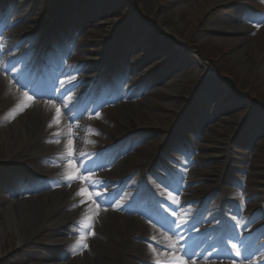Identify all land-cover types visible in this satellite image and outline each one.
Wrapping results in <instances>:
<instances>
[{
    "label": "rangeland",
    "instance_id": "374dc122",
    "mask_svg": "<svg viewBox=\"0 0 264 264\" xmlns=\"http://www.w3.org/2000/svg\"><path fill=\"white\" fill-rule=\"evenodd\" d=\"M12 1L15 6L22 4V7L18 15H11L5 21H0V28L4 30L0 33V41L3 33H13V27L11 30L3 28L7 22L21 17L25 19L21 38L8 47V59L16 68L19 67V62L26 66L37 60L44 51L46 39H49L51 44L48 53L46 51V60L51 56L50 53L54 54V62L56 58L59 62L62 57L60 63L63 69L59 73L58 84L60 93H66L70 86L79 82L78 74L93 76L97 81L106 78L109 83V89L106 92L102 89V93L98 94L96 107L89 109L85 116L92 132L84 141L87 157L83 162L88 167H97L101 163L97 159L98 153L108 150L109 146V150L115 146L124 150L117 158L130 155L134 150L128 153L129 142L121 144L128 136L141 141L136 147L146 146L145 152L135 158L150 170L151 179L140 177V182L130 188L127 194L125 192L123 198L114 200L107 194L101 196L106 202L109 201L108 206L113 202H132L137 206L146 203L148 211L157 221H167L174 214L171 206L177 203V195H181L171 192L173 185L178 182L176 170L180 168L182 171H194L197 179L194 185L197 189L188 196L184 208L182 207V229L206 214L205 208L213 202L215 190L220 189L221 195L216 196L211 210L213 213L206 214L204 222L192 228L193 230L169 234L172 240L179 239L177 251L181 257L184 250L192 251L193 244L198 241L197 233L202 235L207 230L216 228L214 239H218L220 247L226 252L224 254L229 255V258L211 259V264H246L241 256L253 249L261 252L258 264H264V23L257 26V21H264V0H216L213 3L208 0H70L72 8L61 5L58 0L57 8L50 16L43 14V8L46 3L51 5L52 0ZM194 5L195 10H192L190 7ZM3 6L11 8L12 5L11 2H6ZM95 6L104 11L105 15L90 22V16L95 14ZM236 24L246 28L231 33L232 25ZM53 37L56 38L52 39ZM133 38L137 40L136 46H139L137 58L143 60H139L138 66L131 71L127 59L134 52ZM229 39L237 42L232 44ZM244 47V55L237 59L235 51ZM102 49L107 50V53L102 54ZM109 49H114V55ZM69 51L72 52L71 57L60 56ZM16 58H20L18 62L15 61ZM89 58L99 59L100 72H81L83 63ZM79 59L85 61L80 62ZM110 67L114 69L115 77L112 81L105 77V71ZM174 67L175 76L172 73L167 77H159L158 74L163 69ZM45 68L47 70L50 67ZM122 73L128 74L133 82L124 86L125 91L127 85L148 84L150 97L146 110L150 116L136 110L118 111V102L105 101L119 91ZM25 76L24 72L23 77ZM70 77H74L71 84L67 83ZM171 79L176 80L174 85H170ZM5 80L3 76L1 90ZM61 81L65 83L61 84ZM49 83L50 87H46V90L57 87L51 78ZM39 85L43 86V83L40 82ZM204 90L209 91L206 95L210 98L209 103L204 99ZM25 92L31 95L23 90ZM23 99L18 86L2 95L0 127L15 121L17 111H21ZM211 105L222 109L218 117L213 119L206 116ZM100 106H104L103 109H98ZM230 106L232 108L228 112ZM28 108L29 106L23 108L22 112ZM106 111L109 114H104ZM97 112L99 118L96 117ZM231 114L239 122L234 131L220 122ZM185 125L200 131V137L197 139ZM175 137L180 141H176ZM187 140L192 146L195 145L194 142L204 145L201 150H196L190 164L185 163V156L179 148L187 145ZM236 143L239 148H236ZM208 146H212V150H207ZM231 147L237 150L228 152L227 149ZM29 150L34 151L35 147L31 146ZM31 155L32 153L26 158L0 164V209L8 201L12 204L27 201L29 196L25 197L23 192L31 185L41 186L35 198L42 195L47 200L49 193L55 191L56 188L52 187L55 165H47L36 173L32 167L34 159ZM132 168L133 164H129L128 169ZM83 174L84 170L81 169L80 175ZM146 181L148 184H145ZM143 189L145 195H141ZM252 202L254 206L250 207ZM221 206H224V216L227 219L223 228L220 227L219 220ZM35 208L39 206L36 204ZM124 214L149 227L155 225L151 217L141 213ZM212 214L215 216L211 217ZM157 228L161 230L160 227ZM82 233L85 242L89 236L87 224L85 220L79 219L68 226L46 227L42 230L34 221L21 226L20 235L12 228L6 237L0 264H49L46 256L54 253L64 258L61 263H68L73 259L77 264L79 258L76 246L55 248L51 240L55 234H62L73 245H78ZM19 237L24 239L21 244L18 243ZM233 243L237 245L241 255L234 254L231 249ZM113 252L105 250L108 256L117 258L118 256L113 255L118 254ZM89 253L94 264H101L91 250ZM130 255L141 264L137 260L140 259L137 254ZM192 256L190 254L186 259L193 258ZM109 261L105 260L102 264H122L120 260ZM198 261L200 260L193 258L185 263L196 264ZM148 263L150 264L149 261Z\"/></svg>",
    "mask_w": 264,
    "mask_h": 264
},
{
    "label": "bare ground",
    "instance_id": "6f19581e",
    "mask_svg": "<svg viewBox=\"0 0 264 264\" xmlns=\"http://www.w3.org/2000/svg\"><path fill=\"white\" fill-rule=\"evenodd\" d=\"M215 1L216 0H208L210 3ZM194 3L195 2H193V4ZM190 8L195 10V5ZM104 15L105 12L98 10L97 6H95V14L94 16H90V22H93L97 17L99 18L100 16L102 17ZM9 17L10 14L8 13H4L2 15V19ZM24 20V18H18L14 22L9 21V27L14 28V33L8 34L5 37L8 39L12 38V43L18 42L22 36V24ZM232 26L233 27H231L230 30L231 33L234 31H242L246 28L244 25L236 24ZM0 32L3 31L0 29ZM49 32H52V29H49ZM229 40L232 44L237 42V40L234 42L233 39ZM239 41L240 40H238V42ZM239 43H241V41ZM136 44L137 40L133 38L134 52L130 59H127V63L129 64V67H131V71H133L134 68L138 66L139 60H143L137 58V50L139 49V46H136ZM8 47V45L4 47L7 52ZM6 51L0 53V85L3 75L6 78L3 89H0V99L7 90L18 86L20 94H23V90L29 91L31 96H33V100L30 102L29 108L24 112L17 111L15 121L0 127V164L9 160L12 161L15 159L20 160L26 158L32 153L31 157L34 159L32 167L35 169L36 173H39L40 169L46 167L47 165H55V176L52 178L54 184H52V187H55L56 189L55 191L50 192L48 199L45 200L44 196L42 195L35 198V194L39 191L41 186L31 185L23 193L24 196H29L27 201H16L14 204H12L11 201H8L1 207L0 256L3 254L2 250L6 243L8 232L11 231L12 228L13 230L17 231V234L20 235V227L29 225L34 221L37 222L38 228L42 230L46 227L57 228L65 225L68 226L73 221L79 219L85 220L88 233H94L89 234V236L86 238V241L84 242L87 244L88 248L79 246V244L73 245L71 240L62 234H55L51 240V244L55 248L76 246V255L79 257L77 264H94L93 259L90 257V250L94 253V256L98 258V261L101 262V264L105 260H110L109 262H117L116 260H120L122 264H138L135 259L130 257V254H137L140 258L137 260H140L141 264H149L148 261L150 264H155L157 258H159L161 261H167L169 259L167 255H161L159 257L154 256L149 249V244L156 248L157 252H165V245L168 242L166 238H169L170 233L180 234L181 231L192 228L194 229V227H197L200 223L207 219L206 214L209 215L213 213L211 210H213L214 200L216 199L217 195H221V190H215L213 202L209 204L208 207H206L207 210L205 208L206 214L200 219L196 220L194 223L187 226L186 229H182L180 227V223L184 217L181 215V213L183 210L182 207L184 208L188 196H190L192 192L196 191L197 189L196 185H194L195 181L197 180L196 172L194 171H182L180 168L176 170L175 176L178 182L173 185L171 192L173 191L181 195H177V203H174V205L171 206L174 212L172 217L168 218V220L165 222L158 221L160 223L153 219L154 224L157 227H160L161 230H159V228H157L155 225L149 227L138 219L124 214L138 212L144 215H149L146 203L137 206L133 205L132 202L131 204L113 202L110 204V206H108L109 201L106 202L100 196L96 198V203L89 201L86 204H80V197H75L74 195L75 192L81 187L80 182L76 181L72 183L71 187L62 182L64 180L66 161L61 157L65 153V145L69 140L67 135L69 128L72 129L73 133L70 138L73 148L76 150V152H82L85 154L87 153V149L83 146L85 139H87L89 135L87 130L90 127L85 116L89 109L95 107L98 104L97 98L100 90L103 89L107 91L109 86H107L105 80L99 79L100 81H97V79L93 78V76L78 74V85L72 88L76 90L75 92H71L72 89L68 90L66 93H60L57 89H51L50 91H40L38 87L37 88L39 90H36L34 89L31 79L24 78L14 66L6 65L7 62L4 59V53H6ZM245 51L246 47L236 50L235 56L237 59H240L244 55ZM100 52L105 54L107 53V50L102 49ZM109 52L114 55V49H109ZM96 53L98 54L99 52ZM71 54L72 52L69 51L63 53V55L60 56L65 57L67 55L71 57ZM60 59H62V57ZM79 61L84 62L85 60L79 59ZM99 64V59L89 58L87 62L83 63L81 72L83 73L90 71L93 74H96L100 72ZM175 69V67L168 70L163 69L158 75L160 78L167 77L172 73L173 76H175ZM60 71L62 72L61 67L59 68V72ZM119 82L121 84V86L118 87L119 91L106 98L105 101H109L110 103L118 102V111L126 110L129 112L131 110H136L138 112H143L145 116H150L149 112L146 110L147 106L149 105L148 100L150 97L148 84H141L138 86L127 85L125 91L123 90L125 88L124 86H126V84L129 82L133 83L130 80L129 75L126 73H122ZM175 82L176 80L172 79L169 81L170 85H174ZM57 84H59L58 81ZM208 93V90H204L203 96L204 99L206 98V101L209 103L210 98L206 97ZM52 103H55L61 108V117L60 124H54L53 127L50 128L48 125L51 122L54 114V110L51 107ZM65 103L68 105L67 108L64 107ZM231 108L232 106H230V110H228V112L231 111ZM221 111V108H216L211 105L208 108L206 116L207 118L210 117V119H213V117H218V114ZM73 114L79 117V121L76 122L74 119H72ZM220 122L222 125L228 126L231 131L236 130V128L239 126V122L238 120H235L234 114H231L230 117L222 118ZM185 127H188L187 129H190V131L195 134L197 139L200 137V131L198 132L196 129L192 130L189 125H185ZM57 131H59L60 135L54 136L53 133ZM56 139L60 140L59 144L49 142ZM175 140L180 141L177 137H175ZM36 142L42 143L37 144ZM128 142V153H131L134 150V152H132L130 155L117 158L123 153L124 150L119 149L117 146H115L114 149L109 150V146L108 150L104 152L100 151V153L97 155V159H99L101 163L97 165V167H89L93 171L90 173L84 172L82 175L91 176L93 179L102 181L103 183L97 188V191H100L103 195H110L114 200L119 197L123 198L125 196V192L127 194L130 188L134 187V185L140 182V177L146 176L147 180L151 179L150 170H147L145 164H141L139 160L135 158V156L141 155L142 152H145L146 146L141 145L136 147L141 144V141L133 140L131 136L126 137V139L121 144H127ZM176 144L177 143H174V145ZM194 144L195 145L192 146L193 144L187 140V145L185 144L179 147L185 156V163L187 164L193 162V156H195L196 150H201L204 147L203 144L199 145L197 142H194ZM117 145H119V143ZM235 145L236 148H239L237 143ZM31 146L35 147L34 151L29 150ZM212 148V146H208L207 150H212ZM227 150L229 152V150L234 151L237 149L231 147ZM86 157V155L78 157L75 161L77 166H79L81 161H84ZM129 164H133L132 169H128ZM177 164L183 165L181 163ZM195 171L197 170L195 169ZM139 186L141 185L139 184ZM237 186L240 185L237 184ZM91 190L92 189L89 186V191ZM240 191H242V189ZM141 195H145L144 189L142 190ZM36 204L39 206L37 209L35 208ZM253 204L254 203L252 202L250 207L254 206ZM74 205L76 206L74 207ZM43 208L45 209L44 211L42 210ZM214 216L215 215L213 214L211 215V217ZM85 217H88V219ZM88 225H91V227H88ZM215 231L216 229L213 228L207 230L202 235L197 233L198 241L193 244L194 246L190 252L200 259V261H198L196 264H211V259H218L220 257L229 258V255L227 256L224 254L226 252L220 247L218 240L214 239ZM152 237H155V240H153ZM196 237H192V239ZM23 240V237H19L18 243L21 244ZM105 250L114 251L118 255L113 256L118 257L111 258L105 253ZM168 251L171 252V249H167V252ZM54 254H49L46 256L47 263L76 264L73 259H70L68 263H61L64 258L62 259L59 255L57 256V253ZM260 254L261 252L259 250L253 249L247 254L244 253L241 256V260L246 261V264H258V259L261 258ZM175 255L181 257L178 251H176ZM187 256L183 255L182 258L185 260Z\"/></svg>",
    "mask_w": 264,
    "mask_h": 264
},
{
    "label": "snow or ice",
    "instance_id": "6c2138e0",
    "mask_svg": "<svg viewBox=\"0 0 264 264\" xmlns=\"http://www.w3.org/2000/svg\"><path fill=\"white\" fill-rule=\"evenodd\" d=\"M260 23H264V21H257V26H259ZM2 47V46H0ZM74 80V77H70L67 80V83L71 84ZM11 82V81H10ZM65 81H61V84H64ZM23 101L20 104L21 111L23 108L30 106V102L33 100V96L29 95L27 92L23 93ZM52 109L54 110V114L52 117L51 122L49 123L48 127H53V125H59L60 124V117H61V108L58 107L55 103L51 104ZM64 107L67 108V103L64 104ZM96 117L99 118V113H96ZM14 118V117H13ZM79 117L75 114L72 115V119H78ZM88 132L91 133L92 130L88 129ZM72 129H68V137L69 140L65 145V153L61 157L66 161V168L64 173V180L63 183H66L67 186L71 187L72 183L79 181L81 184V187L75 192V197H80V204H86L87 202L96 203V198L102 196L103 194L100 191H97V188L103 183L102 181L98 179H93L91 176H82L80 175V170L83 169L84 172H92L93 170L87 166L86 163L81 161L80 165L77 166L75 161L80 156H85L87 154L82 152H76V150L73 148V145L71 143V136H72ZM54 136H59V131L53 133ZM50 143H60L59 139H56L54 141H49ZM89 186L91 187V191H89ZM171 195V193H169ZM76 205H74L75 207ZM98 206V205H97ZM88 219V217H85ZM233 220H235V217H233ZM175 223V222H174ZM179 226V225H177ZM88 227H91V225H88ZM94 234V233H89ZM153 240H155V237H152ZM167 244L165 245V252H157L156 248H154L151 244H149V249L152 252V254L156 257H159L161 255H167L169 259L167 261H161L159 258L156 259L155 264H185V261L182 257L176 256L175 253L178 250L177 245L179 244V239L172 240L171 238H166ZM85 237L84 234H81V239L78 241L79 244L82 245V247L86 248L87 244L84 243ZM167 249H171V252H167ZM231 249L233 250L234 254L239 256L241 255L239 248L236 244H231ZM184 255L187 256V250H184ZM195 264V262H193Z\"/></svg>",
    "mask_w": 264,
    "mask_h": 264
},
{
    "label": "trees",
    "instance_id": "16d2710c",
    "mask_svg": "<svg viewBox=\"0 0 264 264\" xmlns=\"http://www.w3.org/2000/svg\"><path fill=\"white\" fill-rule=\"evenodd\" d=\"M52 3H53V5L51 7V10H46V13L50 14L53 11V9L55 8V3L54 2H52Z\"/></svg>",
    "mask_w": 264,
    "mask_h": 264
}]
</instances>
